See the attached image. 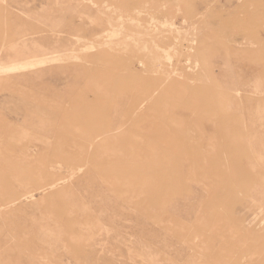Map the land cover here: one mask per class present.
I'll list each match as a JSON object with an SVG mask.
<instances>
[{
    "label": "rangeland",
    "instance_id": "rangeland-1",
    "mask_svg": "<svg viewBox=\"0 0 264 264\" xmlns=\"http://www.w3.org/2000/svg\"><path fill=\"white\" fill-rule=\"evenodd\" d=\"M0 264H264V0H0Z\"/></svg>",
    "mask_w": 264,
    "mask_h": 264
}]
</instances>
